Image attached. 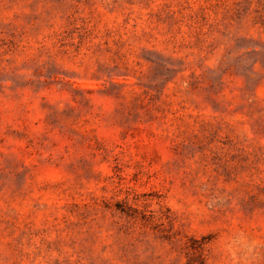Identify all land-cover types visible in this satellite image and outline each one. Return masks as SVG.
<instances>
[{
    "label": "rangeland",
    "instance_id": "obj_1",
    "mask_svg": "<svg viewBox=\"0 0 264 264\" xmlns=\"http://www.w3.org/2000/svg\"><path fill=\"white\" fill-rule=\"evenodd\" d=\"M0 264H264V0H0Z\"/></svg>",
    "mask_w": 264,
    "mask_h": 264
}]
</instances>
